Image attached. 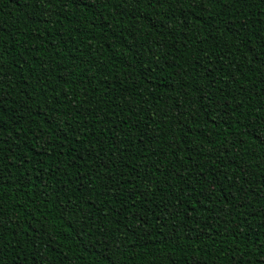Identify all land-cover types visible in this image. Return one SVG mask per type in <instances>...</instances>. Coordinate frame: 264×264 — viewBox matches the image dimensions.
<instances>
[{
    "label": "trees",
    "instance_id": "16d2710c",
    "mask_svg": "<svg viewBox=\"0 0 264 264\" xmlns=\"http://www.w3.org/2000/svg\"><path fill=\"white\" fill-rule=\"evenodd\" d=\"M0 264H264V0H0Z\"/></svg>",
    "mask_w": 264,
    "mask_h": 264
}]
</instances>
